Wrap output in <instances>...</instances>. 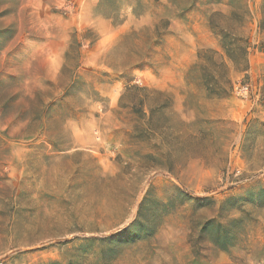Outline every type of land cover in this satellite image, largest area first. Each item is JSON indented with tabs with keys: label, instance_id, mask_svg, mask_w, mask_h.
<instances>
[{
	"label": "rangeland",
	"instance_id": "obj_1",
	"mask_svg": "<svg viewBox=\"0 0 264 264\" xmlns=\"http://www.w3.org/2000/svg\"><path fill=\"white\" fill-rule=\"evenodd\" d=\"M0 264H264V0H0Z\"/></svg>",
	"mask_w": 264,
	"mask_h": 264
}]
</instances>
